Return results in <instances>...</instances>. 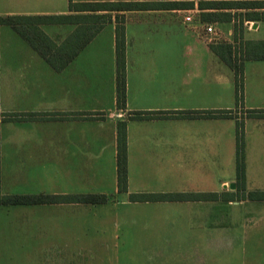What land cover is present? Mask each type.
I'll return each mask as SVG.
<instances>
[{"label": "crops", "instance_id": "crops-1", "mask_svg": "<svg viewBox=\"0 0 264 264\" xmlns=\"http://www.w3.org/2000/svg\"><path fill=\"white\" fill-rule=\"evenodd\" d=\"M135 1L192 2L193 7L111 13L69 9L70 3ZM197 3L0 0V17L94 14L111 19L61 71L12 27L0 26V197L107 199L100 204H0V264H264V211L251 218L230 210L247 202L264 205V200L236 201V173L219 175V166H236L233 121L239 119L222 105L230 102L235 77L210 48L218 36L212 25H230L234 18L193 22V16L200 27L188 26L184 18L191 13L220 12L201 10ZM117 17L124 26V110L116 107ZM261 23L244 21L240 34L228 31L227 43L254 41L247 34L259 32ZM207 26L214 30L211 44L203 39ZM65 27L67 38L77 25L38 26L57 45L66 39L57 38ZM243 82L250 101L264 108V60L244 61ZM220 111L230 114L221 117ZM121 121L126 122L125 192L117 187ZM258 131L244 137V166L249 154H264V131ZM250 184L245 167L246 195L253 192ZM151 195L184 198L131 200ZM22 251L27 258L21 259Z\"/></svg>", "mask_w": 264, "mask_h": 264}, {"label": "trees", "instance_id": "trees-1", "mask_svg": "<svg viewBox=\"0 0 264 264\" xmlns=\"http://www.w3.org/2000/svg\"><path fill=\"white\" fill-rule=\"evenodd\" d=\"M199 9H214L215 13L202 14L201 19L212 22H230L232 18H238L239 26H234V33H241L244 21H264V12H248L253 10H264V1H212L199 3ZM192 2H102V3H77L69 4L70 11L79 12H131L171 9H191ZM222 10H241L244 13L230 14ZM102 19L96 27H85L87 24L96 23ZM93 20L92 22H90ZM110 15H73V16H37V17H0V26L6 25L27 42V44L47 62L55 71L64 69L98 33L101 27L110 22ZM202 21V20H201ZM77 25L75 31L65 39L61 45L54 43L39 28V25ZM115 27V54H116V107L124 110L126 107V83H125V40L123 18H116ZM85 29V30H84ZM89 29V34L87 30ZM248 44L251 46L247 48ZM254 46V47H253ZM217 53L220 59L234 72V85L237 97L241 96L243 81V63L249 60H264V42L257 44L252 42L222 43L210 47ZM199 113V112H195ZM221 117H226L230 112H218ZM259 114L258 112H252ZM251 113V117L255 115ZM134 117L139 118L136 114ZM240 127L237 126V150H236V184L239 191L244 194L245 188V166L243 164L242 137ZM127 157H126V122L117 123V187L119 192H125L127 187ZM238 188V187H237ZM183 196L151 195L147 197H131L132 201H163L180 200ZM250 201L264 200V193L252 192L246 195ZM105 196L91 195L85 197H45V196H9L0 197V204L4 205H36L51 204L56 201L63 203H89L100 204L106 202Z\"/></svg>", "mask_w": 264, "mask_h": 264}, {"label": "rangeland", "instance_id": "rangeland-1", "mask_svg": "<svg viewBox=\"0 0 264 264\" xmlns=\"http://www.w3.org/2000/svg\"><path fill=\"white\" fill-rule=\"evenodd\" d=\"M199 3H203L206 2L204 0H193ZM236 1V0H235ZM238 1H248V0H238ZM158 2V1H157ZM236 14V13H235ZM239 14V13H238ZM191 17L194 16V21H198L199 17L197 14H190ZM189 23L188 26H196L197 28L200 27L199 24H195V23ZM211 24V23H208ZM240 21L238 20L237 16L234 19V23L227 25L224 24L222 25H216L213 23V27L216 30L217 33V38L216 40H212L209 41L208 39H204L205 41H207L206 43L211 44V42H217V44H222V43H227L231 41V37L228 36V31H231L232 36L235 34L234 33V26L237 25L239 26ZM66 30L65 32H61L62 34H60V36H58L57 38L59 39H63L65 37V33H68L69 31V27H65ZM67 31V32H66ZM47 32H51L49 30H47ZM240 34V32H239ZM248 39L254 40L251 41L252 43H259V42H263V41H255V40H264V23L260 24V30L259 32L256 33H249L247 34ZM66 38V37H65ZM64 38V39H65ZM233 39V38H232ZM64 41H62L61 43H58V45H61ZM251 46L248 44L247 48H250ZM254 47V46H253ZM247 84V83H246ZM244 85L245 82L242 81V90H241V96L237 97L236 95V91L233 89L230 93V99L228 98V100L230 102H228L227 104V100L224 101L222 103V105L225 107L226 110H230L232 111V113H236L238 115V119L239 121H233V126H234V133H235V145L237 146V138H238V133H237V126H239L241 124L240 127V137H242V144L244 141V137L246 135H250V134H256L257 132H259L258 130H262L264 131V108H262L261 102L258 101V103L250 101V97L248 96V94H245V89H244ZM234 89H235V85H234ZM252 89V88H251ZM254 91V90H253ZM250 92V91H249ZM227 93V92H224ZM222 106V107H223ZM255 107V108H250V107ZM259 107V108H257ZM252 112H258L259 114H254ZM252 114H254V117H251ZM250 118V119H249ZM250 121H247V120ZM247 132V134H246ZM245 134V135H244ZM242 149V153H243V147H241ZM235 150H237V148H235ZM235 157H236V151H235ZM244 163V160H243ZM212 167H216V166H212ZM220 167V177H227L230 175H235L236 173V167L235 166H219ZM246 169L248 170V176H249V180H250V187H253L251 189V191L253 192H258L261 188H264V154L259 152L258 154H255L253 152V154H249V158L247 160V166H245ZM174 171L176 173H179L181 171L180 166H174L173 167ZM178 168V170H177ZM214 175L216 173L215 168L213 169ZM238 187V191L236 194V201H240V199L242 198H246V194H243L242 192L239 191L240 187L239 185H237ZM222 198V197H221ZM227 210V209H226ZM231 211H235L237 213H243L246 215L251 216V218H256L260 215V213H262V211H264V205L263 203H257V202H247L244 205L241 206H234L232 208H230ZM22 257L21 259L27 258V252L22 251ZM18 259V258H17ZM31 259V258H28ZM139 260H140V256H139ZM141 261V260H140Z\"/></svg>", "mask_w": 264, "mask_h": 264}, {"label": "built area", "instance_id": "built-area-1", "mask_svg": "<svg viewBox=\"0 0 264 264\" xmlns=\"http://www.w3.org/2000/svg\"><path fill=\"white\" fill-rule=\"evenodd\" d=\"M184 21L186 23H191L192 22L191 16L190 15L186 16L184 18ZM204 34L205 35H204L203 39H208L210 41L211 39L209 37L214 34L213 28L211 26L204 27Z\"/></svg>", "mask_w": 264, "mask_h": 264}]
</instances>
